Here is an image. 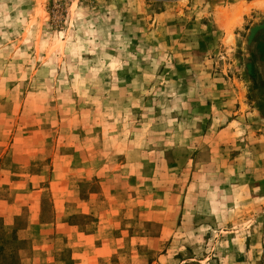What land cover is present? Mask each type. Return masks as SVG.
<instances>
[{
  "label": "rangeland",
  "instance_id": "1",
  "mask_svg": "<svg viewBox=\"0 0 264 264\" xmlns=\"http://www.w3.org/2000/svg\"><path fill=\"white\" fill-rule=\"evenodd\" d=\"M0 264H264V0H0Z\"/></svg>",
  "mask_w": 264,
  "mask_h": 264
}]
</instances>
